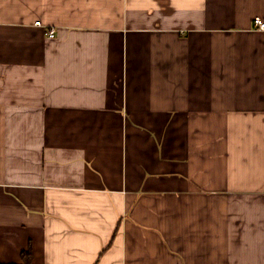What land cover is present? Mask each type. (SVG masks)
<instances>
[{
	"label": "crops",
	"instance_id": "crops-1",
	"mask_svg": "<svg viewBox=\"0 0 264 264\" xmlns=\"http://www.w3.org/2000/svg\"><path fill=\"white\" fill-rule=\"evenodd\" d=\"M257 16L0 0V264H264Z\"/></svg>",
	"mask_w": 264,
	"mask_h": 264
},
{
	"label": "built area",
	"instance_id": "built-area-1",
	"mask_svg": "<svg viewBox=\"0 0 264 264\" xmlns=\"http://www.w3.org/2000/svg\"><path fill=\"white\" fill-rule=\"evenodd\" d=\"M253 23H254V26L256 27V29L264 31V17H260V16L255 17L253 20ZM36 24L41 25V23L39 21L36 22ZM54 32H55L54 30L48 31V36L54 37L55 36Z\"/></svg>",
	"mask_w": 264,
	"mask_h": 264
},
{
	"label": "trees",
	"instance_id": "trees-1",
	"mask_svg": "<svg viewBox=\"0 0 264 264\" xmlns=\"http://www.w3.org/2000/svg\"><path fill=\"white\" fill-rule=\"evenodd\" d=\"M31 257H32V249L31 248H29L27 251L23 252V258L25 259V262L27 264H30Z\"/></svg>",
	"mask_w": 264,
	"mask_h": 264
}]
</instances>
